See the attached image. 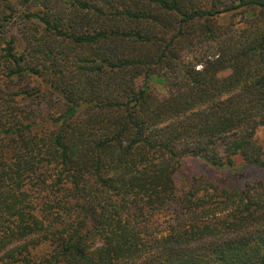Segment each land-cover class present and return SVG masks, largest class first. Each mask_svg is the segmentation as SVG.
I'll return each mask as SVG.
<instances>
[{
    "label": "trees",
    "instance_id": "1",
    "mask_svg": "<svg viewBox=\"0 0 264 264\" xmlns=\"http://www.w3.org/2000/svg\"><path fill=\"white\" fill-rule=\"evenodd\" d=\"M263 132L264 0H0V264H264Z\"/></svg>",
    "mask_w": 264,
    "mask_h": 264
},
{
    "label": "rangeland",
    "instance_id": "2",
    "mask_svg": "<svg viewBox=\"0 0 264 264\" xmlns=\"http://www.w3.org/2000/svg\"><path fill=\"white\" fill-rule=\"evenodd\" d=\"M158 88L159 90H163L162 84L153 82L151 84ZM264 134V132H263ZM183 172L186 176L190 177L192 175H213L216 182H222V180L219 178L220 173L219 172H209L206 170V167L203 164H200L199 162H196L192 159L186 160L183 164Z\"/></svg>",
    "mask_w": 264,
    "mask_h": 264
}]
</instances>
